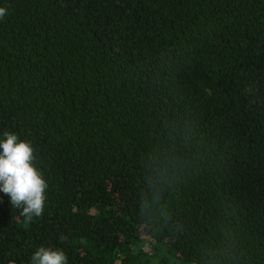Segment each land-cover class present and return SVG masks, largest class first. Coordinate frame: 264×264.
Segmentation results:
<instances>
[{
    "label": "trees",
    "instance_id": "trees-1",
    "mask_svg": "<svg viewBox=\"0 0 264 264\" xmlns=\"http://www.w3.org/2000/svg\"><path fill=\"white\" fill-rule=\"evenodd\" d=\"M0 135L48 183L0 192V264H264V0H0Z\"/></svg>",
    "mask_w": 264,
    "mask_h": 264
},
{
    "label": "clouds",
    "instance_id": "clouds-1",
    "mask_svg": "<svg viewBox=\"0 0 264 264\" xmlns=\"http://www.w3.org/2000/svg\"><path fill=\"white\" fill-rule=\"evenodd\" d=\"M8 13L0 6V19ZM31 142L14 132L0 135V192L10 197L14 209H20L26 221L40 217L46 206L48 183L38 169ZM31 264H69L67 254L58 247H39Z\"/></svg>",
    "mask_w": 264,
    "mask_h": 264
}]
</instances>
